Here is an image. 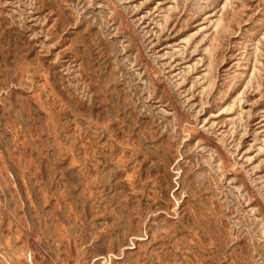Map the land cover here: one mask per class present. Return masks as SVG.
<instances>
[{"label":"rangeland","instance_id":"obj_1","mask_svg":"<svg viewBox=\"0 0 264 264\" xmlns=\"http://www.w3.org/2000/svg\"><path fill=\"white\" fill-rule=\"evenodd\" d=\"M0 264H264V0H0Z\"/></svg>","mask_w":264,"mask_h":264},{"label":"bare ground","instance_id":"obj_2","mask_svg":"<svg viewBox=\"0 0 264 264\" xmlns=\"http://www.w3.org/2000/svg\"><path fill=\"white\" fill-rule=\"evenodd\" d=\"M89 170V169H88ZM23 225V224H22ZM36 246V245H35Z\"/></svg>","mask_w":264,"mask_h":264}]
</instances>
